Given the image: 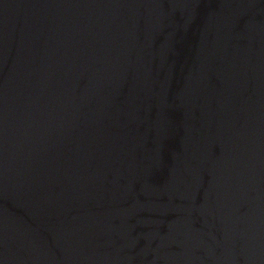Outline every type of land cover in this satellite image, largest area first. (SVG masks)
Segmentation results:
<instances>
[{
  "label": "water",
  "instance_id": "obj_1",
  "mask_svg": "<svg viewBox=\"0 0 264 264\" xmlns=\"http://www.w3.org/2000/svg\"><path fill=\"white\" fill-rule=\"evenodd\" d=\"M6 264H264V0H93Z\"/></svg>",
  "mask_w": 264,
  "mask_h": 264
}]
</instances>
